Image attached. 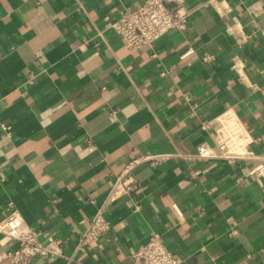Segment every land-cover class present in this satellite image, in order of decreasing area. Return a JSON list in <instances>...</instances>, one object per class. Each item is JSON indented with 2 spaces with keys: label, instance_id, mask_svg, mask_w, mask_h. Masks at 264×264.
<instances>
[{
  "label": "crops",
  "instance_id": "0c3cea01",
  "mask_svg": "<svg viewBox=\"0 0 264 264\" xmlns=\"http://www.w3.org/2000/svg\"><path fill=\"white\" fill-rule=\"evenodd\" d=\"M146 1L0 0V221L61 241L31 264H132L152 234L181 264H264V179L197 155L232 119L264 156V0H181L186 29L130 53L109 24ZM142 156L162 159L126 171ZM97 213L110 229L80 250ZM16 248L0 234V264Z\"/></svg>",
  "mask_w": 264,
  "mask_h": 264
},
{
  "label": "built area",
  "instance_id": "2783aa9c",
  "mask_svg": "<svg viewBox=\"0 0 264 264\" xmlns=\"http://www.w3.org/2000/svg\"><path fill=\"white\" fill-rule=\"evenodd\" d=\"M192 11L181 0H147L135 9H125L120 12L119 18L109 24V27L119 37L123 46L130 53L143 47H152L154 43L170 31L181 32L186 29ZM237 44L245 42L246 37L236 33L234 28L227 30ZM212 60L206 55L205 62ZM217 123V134L221 123ZM222 135L213 139V146L200 145L197 150L199 158L205 161H224L234 164L239 161L248 163V174L258 179H264V156L249 150L246 131L240 123L228 119L224 122ZM204 128L212 129L209 123ZM162 156H142L134 158L126 171L133 166L148 162L156 165ZM117 189L120 195H129L139 188L138 182L132 175L119 180ZM4 220L0 221V234L17 244V248L7 254L10 264H31L35 258L53 260L63 257L62 243L58 239H50L47 243L38 240V234L32 228L26 227L19 212L12 206L4 210ZM110 229V224L103 213L95 214L86 224L79 240V249L95 243ZM264 257V248L260 251ZM132 264H181L180 258L170 252L159 234H152L149 241L137 248L131 255Z\"/></svg>",
  "mask_w": 264,
  "mask_h": 264
}]
</instances>
